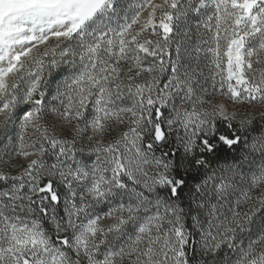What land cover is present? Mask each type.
I'll use <instances>...</instances> for the list:
<instances>
[{
	"label": "snow or ice",
	"instance_id": "snow-or-ice-1",
	"mask_svg": "<svg viewBox=\"0 0 264 264\" xmlns=\"http://www.w3.org/2000/svg\"><path fill=\"white\" fill-rule=\"evenodd\" d=\"M241 104L264 0H0V264H264Z\"/></svg>",
	"mask_w": 264,
	"mask_h": 264
},
{
	"label": "rangeland",
	"instance_id": "rangeland-1",
	"mask_svg": "<svg viewBox=\"0 0 264 264\" xmlns=\"http://www.w3.org/2000/svg\"><path fill=\"white\" fill-rule=\"evenodd\" d=\"M157 2H159V0H157ZM214 102L228 103L223 97H220L217 101H214ZM260 108H264V106L255 105V104L251 105V106H248L245 104L235 106V110L237 111V113L240 111H244V110H257V109L259 110ZM120 130L121 129L119 127H117L115 131L119 132ZM17 163L19 164V163H26V162L18 159ZM0 168H3L5 171L11 172L13 174H15V172H16L15 168H12L9 165H5L3 163H0Z\"/></svg>",
	"mask_w": 264,
	"mask_h": 264
},
{
	"label": "trees",
	"instance_id": "trees-1",
	"mask_svg": "<svg viewBox=\"0 0 264 264\" xmlns=\"http://www.w3.org/2000/svg\"><path fill=\"white\" fill-rule=\"evenodd\" d=\"M262 111H264V108H260L259 110H244L238 112V116L252 117L253 127H256L258 126V123H260L259 116Z\"/></svg>",
	"mask_w": 264,
	"mask_h": 264
}]
</instances>
